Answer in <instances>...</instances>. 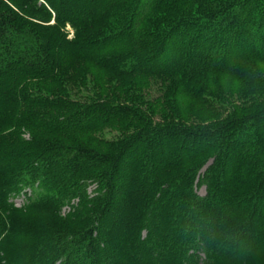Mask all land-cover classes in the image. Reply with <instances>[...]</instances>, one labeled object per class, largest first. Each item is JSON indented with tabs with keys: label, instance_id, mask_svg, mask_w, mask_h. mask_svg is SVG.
<instances>
[{
	"label": "trees",
	"instance_id": "trees-1",
	"mask_svg": "<svg viewBox=\"0 0 264 264\" xmlns=\"http://www.w3.org/2000/svg\"><path fill=\"white\" fill-rule=\"evenodd\" d=\"M0 153L38 264H264V0H0Z\"/></svg>",
	"mask_w": 264,
	"mask_h": 264
},
{
	"label": "rangeland",
	"instance_id": "rangeland-1",
	"mask_svg": "<svg viewBox=\"0 0 264 264\" xmlns=\"http://www.w3.org/2000/svg\"><path fill=\"white\" fill-rule=\"evenodd\" d=\"M65 31L68 38L73 36V29L69 25H66ZM218 77L219 86L223 88L228 87L229 83V87L235 89L239 84V81L232 75L218 74ZM221 87L219 88L221 89ZM101 134L106 138H114L117 132L105 130ZM23 137L27 138L28 134L25 133ZM2 158L3 154L0 153V161ZM5 175L7 174L4 171H0V176ZM94 187V184L88 185L87 193L92 194ZM23 189H27L26 191L30 196L33 195L30 205H26L27 199L22 197V193L15 194L11 190L6 189L4 191L0 188V218H11L10 222L2 225L4 236L3 241L0 243V264H38L37 258H33L32 255L33 242H35L33 230L41 232L43 236L46 235L48 228H51L57 218H64L76 206L77 198H71L67 203L61 205L58 196L56 197L52 193L48 197H44L36 184L23 187ZM196 193L200 196L205 195V185H198ZM45 199H47V203L43 205L41 202ZM117 255L119 258L123 257V251L120 247L117 248ZM204 257L205 255L200 253L199 262L200 258L203 259ZM140 262H142V259Z\"/></svg>",
	"mask_w": 264,
	"mask_h": 264
}]
</instances>
